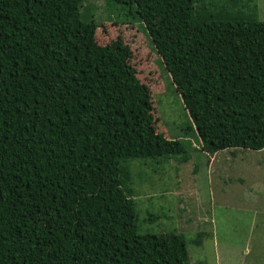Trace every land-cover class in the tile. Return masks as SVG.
Wrapping results in <instances>:
<instances>
[{
	"label": "trees",
	"instance_id": "1",
	"mask_svg": "<svg viewBox=\"0 0 264 264\" xmlns=\"http://www.w3.org/2000/svg\"><path fill=\"white\" fill-rule=\"evenodd\" d=\"M86 1L0 0V264H190L184 234L142 233L130 166L190 156L159 132L131 49L97 44ZM105 1L135 12L202 152L264 150L254 5Z\"/></svg>",
	"mask_w": 264,
	"mask_h": 264
},
{
	"label": "rangeland",
	"instance_id": "2",
	"mask_svg": "<svg viewBox=\"0 0 264 264\" xmlns=\"http://www.w3.org/2000/svg\"><path fill=\"white\" fill-rule=\"evenodd\" d=\"M237 1L240 6L233 10L254 5L257 20L264 21V0ZM225 3L230 1L222 0ZM118 9L105 0H87L82 14L96 21L99 46L121 42L131 49L130 65L150 90L159 132L181 141L190 156L185 163L176 158L130 162L142 233L184 234L190 264H264V150H227L209 156L202 152L198 138L188 130L189 115L160 57L139 23L131 21L135 12L127 5ZM80 53L84 52L80 49ZM110 83L117 85L114 80ZM200 233L203 238L196 245L193 241Z\"/></svg>",
	"mask_w": 264,
	"mask_h": 264
},
{
	"label": "crops",
	"instance_id": "3",
	"mask_svg": "<svg viewBox=\"0 0 264 264\" xmlns=\"http://www.w3.org/2000/svg\"><path fill=\"white\" fill-rule=\"evenodd\" d=\"M259 5H260V3H259ZM258 12V11H257Z\"/></svg>",
	"mask_w": 264,
	"mask_h": 264
},
{
	"label": "clouds",
	"instance_id": "4",
	"mask_svg": "<svg viewBox=\"0 0 264 264\" xmlns=\"http://www.w3.org/2000/svg\"><path fill=\"white\" fill-rule=\"evenodd\" d=\"M172 82V81H171ZM209 156V155H208Z\"/></svg>",
	"mask_w": 264,
	"mask_h": 264
}]
</instances>
